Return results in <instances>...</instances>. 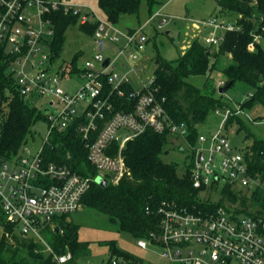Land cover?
Segmentation results:
<instances>
[{"label":"built area","instance_id":"obj_1","mask_svg":"<svg viewBox=\"0 0 264 264\" xmlns=\"http://www.w3.org/2000/svg\"><path fill=\"white\" fill-rule=\"evenodd\" d=\"M59 9L78 14L81 24L97 21L90 37L92 52L83 51L76 65L72 56L51 52L54 25L47 14ZM216 11L199 21L208 30L200 42L211 48L220 45L226 31L238 27L236 18L219 8ZM155 18H159L157 30L172 16L157 9L148 22ZM252 37L248 48L253 50L264 40V25ZM148 42L141 25L121 29L89 0H0V45L11 56L9 72L31 105L38 106L39 98L46 100L43 122L47 126L37 151L24 145L15 156L0 160V209L15 233L46 245L51 264H68L72 256L69 251L55 252L41 231L58 227L59 217L78 211L93 184L120 181L127 172L122 151L129 140L146 131L181 138L187 134L186 126L170 117L164 99L158 96L153 71L146 75ZM233 110L242 112L240 107L214 109L223 114L222 127L207 136L199 134L201 146L193 148L191 179L193 188L199 190L195 200L201 207L162 201L158 231L138 238L139 247H158L171 264H264V206L256 207L260 211L256 216L225 202L208 206L221 198L200 195L218 186L238 188L248 199L255 190L264 194V173H251L244 146L236 148L226 135L224 124ZM69 129L80 134L95 173L83 175L45 156L44 145L53 132ZM105 264L129 263L111 256Z\"/></svg>","mask_w":264,"mask_h":264},{"label":"trees","instance_id":"obj_2","mask_svg":"<svg viewBox=\"0 0 264 264\" xmlns=\"http://www.w3.org/2000/svg\"><path fill=\"white\" fill-rule=\"evenodd\" d=\"M95 1L97 11L118 25L124 15L138 16L141 0ZM155 2L156 0H148L149 16L155 11L152 9ZM216 6L222 14L236 18L238 26L235 30L224 33L223 41L217 48L207 47L195 38L182 54L174 59H166L158 52L156 45H153L156 49L153 74L158 96L164 99V106L170 117L187 128L185 138L190 152L186 157L188 160H185L184 173L179 175L176 164L162 158L167 152L166 144L170 136L146 131L126 143L122 155L127 172L120 181L117 184H93L82 197L83 205L105 212L119 230L126 231L135 238L150 237L151 233L158 231L161 215L158 209L162 201L173 200L188 207L202 205L195 200L199 190L193 188L191 179L193 148L199 135L197 125L206 120L210 111L229 106L220 98L219 92L216 97L202 91L189 78L206 76L214 68L210 59L229 53L230 62L222 71L226 76L224 85L233 80L232 85L236 81H242L251 86L250 95L239 106L241 111L255 104L264 108V48L260 43H256L253 50L248 48L253 40L252 32H260V26L264 25V0H216ZM47 16L54 25L51 41L54 56L61 55L65 33L69 27L75 26L91 37L97 24L93 19L81 24L78 14L64 12L63 9L51 11ZM82 53L79 50L72 55L74 65ZM10 61L11 56L0 45V160L15 156L32 134L34 124L45 120L41 109L31 105L17 90L15 80L9 72ZM239 115L233 110L224 127H230L234 120L239 122ZM245 137L252 139L243 148L250 172L264 173V138L251 133ZM43 151L48 160L67 163L78 173H95L87 161L84 142L74 129L53 132ZM229 188L225 186L222 191L228 203L233 204L239 200L241 212L256 216L260 214L256 209L257 206H264V194L260 190L253 191L248 199L246 196L239 198ZM223 198L208 206L224 204ZM0 216L4 221L0 236V264H51V256L43 252L39 243L13 231L5 222L1 209ZM57 220L58 231H49L48 243L58 253H63L64 248L68 247L72 256L68 264H76L79 256L88 253V243L78 240L79 227L67 216ZM104 243L110 246L111 256H120L129 264L139 262L131 253L118 250L113 240Z\"/></svg>","mask_w":264,"mask_h":264},{"label":"rangeland","instance_id":"obj_3","mask_svg":"<svg viewBox=\"0 0 264 264\" xmlns=\"http://www.w3.org/2000/svg\"><path fill=\"white\" fill-rule=\"evenodd\" d=\"M158 1L160 3L155 2L152 4L153 10L158 8L160 4H163V10L172 16V20H169L160 29H157V32L154 28L157 27L159 18H155L152 22H148L150 11L148 0L140 1L137 17L134 15H124L118 25L119 27H124L138 26L139 24L146 32L149 38L146 52L147 59L145 61V64L147 65L146 75L151 74L155 67L153 60L156 55V49L153 45H156L161 56L166 59H174L189 48L196 37L195 40L200 42L202 36L208 32L207 29L199 25V21L218 13L216 11V0ZM89 2L93 6H96L95 0H89ZM196 22H198V24ZM167 31H169V35L166 34ZM177 35V38L182 37V40L184 41L179 46L175 45L173 42ZM90 41L91 38L81 32L77 27H69L65 33V43L61 52L62 57L69 58L79 50L85 51L87 54L91 53L92 47L89 45ZM261 46L264 48V40H261ZM212 51L216 50L212 49ZM230 58L231 56L229 53H225L218 57H212L210 62L214 63V68L211 69L206 76H192L189 80L194 82L200 90L207 91L218 97V88L220 87L218 86V83L222 82V85H224L226 76L222 71L229 64ZM67 84V82L62 83L64 88H68ZM251 90L250 85L242 81H236L225 93L221 94L220 98L225 101L226 105L232 109H236L245 101ZM45 101L46 100L43 98L37 100L38 107L42 112L46 109V107L43 106ZM239 118V122L234 120L230 127L225 128L226 135L231 139L232 145L238 148L239 146L242 147L249 144L252 139L250 137H245L246 134L249 133L256 137L264 138V124H262L264 108L262 106L255 104L250 108L243 109ZM222 123L223 114L221 112L216 114L213 111H210L206 120L197 125V131L199 134L207 136L209 133L215 132L222 127ZM46 130L47 126L45 122L38 121L35 123L32 127V134L27 137L24 145H26L30 151H37L42 144V139L46 134ZM185 137L170 136L166 144L167 152L162 156L165 161L176 164L179 175L183 174L185 171V160H188L186 157L190 152V147L186 142ZM23 146H21L20 149H22ZM196 146H201V143H199L198 140ZM222 189H224L222 186H218V188H213L209 192H202L200 195L213 200H219L224 197V202L227 203V205L236 206L241 209L242 207L239 204V200L233 204L228 203V199L226 198V195L223 194ZM229 189L239 198L245 196L243 191L238 188ZM68 218L79 227L77 235L78 240L88 243V253L79 256L75 261L76 264H105L111 257L110 246L104 243V241L109 240L114 241L115 247L118 250L129 252L134 255L139 260L137 264H171L170 261L160 255L158 247H139L137 244L138 238L133 237L126 231L119 230L117 225L110 221L109 216L105 212L82 204L80 209L70 214ZM3 222L4 221L0 216V236L2 233ZM49 231V229L41 231L42 235L48 242L50 240ZM41 246L43 252L50 255L46 245ZM50 247L53 249L51 245ZM67 251H69V249L68 247H65L64 252Z\"/></svg>","mask_w":264,"mask_h":264},{"label":"water","instance_id":"obj_4","mask_svg":"<svg viewBox=\"0 0 264 264\" xmlns=\"http://www.w3.org/2000/svg\"><path fill=\"white\" fill-rule=\"evenodd\" d=\"M174 43L177 44V45L179 44L177 40H175ZM108 60H109L108 58L105 59V61L103 62V65H104V66L107 65ZM232 83H233V80H230V81H228L225 85L220 86V87L218 88V92H219L220 94L225 93V92L230 88V86L232 85ZM200 157H201V155H199V159H200ZM105 184H106V180H102V181L100 182V185H105ZM54 230H55V231H58V227H55Z\"/></svg>","mask_w":264,"mask_h":264},{"label":"crops","instance_id":"obj_5","mask_svg":"<svg viewBox=\"0 0 264 264\" xmlns=\"http://www.w3.org/2000/svg\"><path fill=\"white\" fill-rule=\"evenodd\" d=\"M156 2H158V3H160L158 0H156ZM164 5L163 4H160L159 5V7L158 8H160V9H164V7H163ZM158 8H156V9H154V10H157ZM153 9V8H152ZM164 12H165V10H163ZM165 13H167V14H169L168 12H165ZM170 15V14H169ZM177 18V17H176ZM204 19V18H203ZM172 20V19H171ZM118 25H119V22H118ZM139 25V24H138ZM135 27H137V26H124V27H120L121 29H129V28H135ZM155 30V29H154ZM185 33H187V32H185ZM166 34L167 35H169V31H167L166 32ZM179 34V33H178ZM172 37V36H171ZM178 37V35L176 36V38L174 39V41L175 40H177L178 41V45L177 44H175V45H177V46H179L181 43H183L184 41L182 40V37L181 38H177ZM181 40V41H180Z\"/></svg>","mask_w":264,"mask_h":264}]
</instances>
